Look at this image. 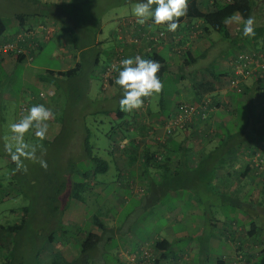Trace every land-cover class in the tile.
Masks as SVG:
<instances>
[{
    "label": "rangeland",
    "instance_id": "rangeland-1",
    "mask_svg": "<svg viewBox=\"0 0 264 264\" xmlns=\"http://www.w3.org/2000/svg\"><path fill=\"white\" fill-rule=\"evenodd\" d=\"M136 3L137 0H0V17L7 25L2 39L16 29V22L18 26V14L26 15L24 27L40 22L39 26L43 28L48 23L47 19L60 20L69 25L67 31H60L63 40L59 38L52 43L55 51L53 48L50 51L45 49L27 64L7 63L3 70L7 72V77L1 81V90L10 91L14 97L3 100L0 112V221H19L24 213L22 208L26 207L27 211L24 227L15 234L6 251L1 252L0 264H52L56 247L75 264H104L103 260L105 264H118L116 251L121 245L129 243L131 235L144 239L155 233L171 235L185 231L186 235H192L195 239L189 241L186 237L177 245L191 243L194 249L205 251L210 258L233 250L241 243L237 235L234 238L232 235L221 237V241L215 239L210 222L215 221L214 217L221 222L217 224V233L222 230L229 213L239 211V206L231 193L212 192L213 189L207 185L212 174V170L205 171L208 170L207 162L203 161L189 176H169L166 177L168 181L164 180L163 183V170L149 168L139 175L132 171L138 169V165L134 164L135 167L125 157L113 159L109 152L117 137L111 138L107 132L117 123L110 121L105 111L109 109L108 103L112 102L109 100L104 104L97 97L104 90L100 74L105 68L106 56L115 52L116 42L109 30L117 29L120 32V21L126 17H133L132 24H135L136 17L131 9ZM72 20L80 33L72 26ZM101 26L104 32L97 34L101 42L95 43L93 35ZM32 31V35L38 39V31L35 28ZM79 34L82 38L77 39ZM74 35L77 40L73 39ZM213 35L218 36L219 33L213 31ZM61 46L65 55L58 52ZM216 46H213L211 54ZM76 50L82 60L81 70L73 77L54 75L52 84L56 89L51 91L48 81L51 74L43 65L55 71L69 63L73 66L72 56L76 55ZM228 50L232 51L233 48L229 47ZM214 58L210 56L209 60ZM206 62V58L203 59V64ZM197 69L195 67L190 72L194 75ZM35 75L38 79L44 76L47 82H35ZM89 85H92L91 90ZM166 85L168 90H173L171 80ZM41 92L45 94L43 99L47 101L48 98L50 103L54 127L48 128L43 140L34 135V128L29 129L24 134V141L35 149L38 158L47 161L48 167H41L38 160L34 162L23 158V166L18 168L8 151L10 146L14 150L17 143L9 126L27 114L30 108L28 97L33 94L39 96ZM24 106L26 109H22ZM85 109L83 115L86 119L82 124L78 120ZM94 109L97 110L95 113L92 112ZM161 120L159 117L157 122ZM84 125L88 128L85 132L80 129ZM245 133L247 136L244 139L250 135H253L251 139L256 136L260 138L264 133V124ZM90 148L94 154L109 161L106 171L93 173L96 163L88 160ZM138 152L143 154L142 150L138 149ZM256 162L261 166L260 158ZM171 175L174 176V173ZM97 181L103 188L96 186ZM81 182L90 184L85 185L84 189L73 186ZM133 186L135 190L131 188ZM248 193L245 195L248 196ZM259 195L260 192L254 193L256 198ZM246 197L244 207L249 215L246 212L245 221L242 219L240 223H247L250 228L249 219H255L260 226L263 219L257 216L259 206L247 202ZM198 198H202V201ZM100 211L101 219L107 225L103 230L104 241L83 252L81 234H86L92 225H96L90 218ZM52 233L56 236L55 244L49 241ZM61 235L67 238L61 239ZM72 239L73 242H70ZM245 242L248 240L245 239ZM259 259L264 264V254ZM128 261V264H135L131 258Z\"/></svg>",
    "mask_w": 264,
    "mask_h": 264
},
{
    "label": "crops",
    "instance_id": "crops-1",
    "mask_svg": "<svg viewBox=\"0 0 264 264\" xmlns=\"http://www.w3.org/2000/svg\"><path fill=\"white\" fill-rule=\"evenodd\" d=\"M199 1H201L204 6H209L215 1L224 2V0ZM250 18L252 20L251 27L254 33L250 36L243 35V27L248 19L244 20L239 13L233 14L226 20L229 30V35L227 37L221 36V34L215 36L211 31H204L203 20L199 18H190L185 15H182L179 18L178 27L174 32L168 31L166 25H156L152 23L150 18L146 20L144 24L137 23V25H134L132 24L134 21L133 17L121 19L120 32H118L117 29L109 30L108 33L111 34L110 36H112L113 40L116 42L115 49L120 46L123 47L122 49H124L127 57L140 55L143 58L149 59L151 55L155 54L162 59V63H164L165 66V70L162 71L160 76L162 79V88L158 93H153L148 96L149 107L144 111L142 110L141 114V107L127 112L122 111L126 114V118L123 119H120L115 112V110L119 108V100L123 94L120 87L114 83V77L117 75L112 77L114 79L110 81V84L103 88L105 69L102 70L100 78L102 79L101 83L104 90L102 89L103 92L98 94L99 96L97 97L101 102L104 101V104L109 100L112 102L108 103L109 105H107V107H109V109L105 110L106 112H109L108 115L110 116V121L118 123V121L123 120V127L129 128L130 130L127 135L124 136H117L118 133H114L113 135L117 136L118 140L120 138L123 142L127 143V147H129L128 150L130 151L132 147L131 145H138L135 147L136 150L139 149L142 151H145L146 149L156 150L161 145V151L164 150V152L169 153V155H171V146L168 147L166 145L167 147H164V144L162 145L163 142L161 141L173 138V144H176V146H185L186 156L191 169L198 166V161H200V164L205 161L207 162V171L214 169L217 170V161L222 159L224 165L221 167V173L218 178L207 185L213 189L212 192L232 193L234 195L233 197L238 202L237 205L239 206V204H241L243 206L241 208L239 206V211L236 213H229L228 217L225 218L226 220H224L222 224V230H219L216 233L217 230L215 228L213 231L215 239L218 241H221V237L227 238L229 235H232L233 238L234 235L239 236L240 238L238 240H240L241 243L238 244L239 246L236 245L233 250H226V252L221 255L210 258L205 251L198 252L197 249L192 248L193 245L191 243H188V245H177L178 242L186 237L189 241H192L191 236L189 234L186 235L185 231L178 233L174 232L171 235L155 233V235L150 237H143L144 239L137 235H131L132 237L129 238V243L121 245L116 251L115 258L118 261V264H128V259L131 257H129L130 254L137 252L140 246L146 248V245H148L149 247L148 242L153 243L155 238L158 237L166 238L172 244L171 249L168 250L167 254L171 256H182L183 253H185L187 264H231L235 262L243 264H262L259 261V258L263 254L261 253L262 248L257 243L258 241L255 243V238H244L243 234L244 232L246 233L247 223H240V220L244 219L245 221L246 218L244 207L245 193H247V191L250 192V187H252L251 189L254 190V192L263 190V187L261 186L260 188V178H257L254 181L251 179L254 184L253 186H250L251 182H247L246 180L240 181L238 179V176L241 175V172L246 167L247 161H252L254 164V161L257 158H260V161L262 159L264 160V134L260 138H257L256 136L253 139L250 138L253 135H250L248 139H244L243 137L241 138L242 135L240 134V132H245L246 130L253 131L254 129H258L259 125L264 124V78L260 65H257L255 67L256 72L243 82V92L241 93L231 89V86L228 85L229 75L221 79L217 84L215 94L221 96L222 100L226 103H224L225 105H220L217 102V105L210 110V116L207 119L208 121L203 122V120H199L197 122L198 124L189 125L183 130L175 131L171 137H167V133H165V124L167 122L166 116L173 112L176 103L180 100H190L194 97V90L191 83L193 74L189 71L194 69L197 63H202L205 58L209 60L210 56H217L215 59L217 61L216 63L224 69L227 74H229L231 59L237 53H240L241 51H253L264 55V0H254L253 14ZM131 19L133 21H130ZM47 21V25H44L45 27L43 28L39 26L40 22L28 26L30 29L35 28L38 31L39 50L35 51L33 60L39 52H42L45 49L50 51V49L53 48L55 51L56 47H54L52 43L59 38L63 40L60 31L65 32L69 29V25L66 22L63 23L60 20L52 19H47ZM17 23L18 22L15 24L16 29L9 33L10 36L20 29L17 26ZM72 26L78 33H80V29L76 26V23L73 20ZM102 32H104V30L101 26V28L98 29L97 34H101ZM78 38H82V36L79 34L77 39ZM217 41L220 43L218 42L217 44ZM94 42H101L98 35H96ZM215 45H217L215 48L216 50L211 54L214 50L213 46ZM229 47L233 48V50L229 51ZM59 51H61V54L65 55L63 52V46L60 47L58 52ZM111 56L112 53L106 57H108L107 59H110ZM72 57L73 66L82 62L80 57L77 56V50L76 55H73ZM100 59L101 55L99 54L98 60ZM29 61L30 60L26 58L24 60H19L17 57L8 54L0 56V112L3 100L14 97V94L10 91L1 90V81L7 77V72L3 71L6 64L18 62V64L23 65L27 64ZM70 64L71 63L58 70L72 68L73 66H70ZM43 68L47 71L55 70L52 67L44 65ZM54 79V74H51L48 79L51 84V91H55L53 88L56 89L55 85L52 84ZM34 80L35 82H47V78L44 76L38 79L35 75ZM170 80L174 85L173 90L167 89L166 84ZM91 88L92 85H89V90H91ZM163 97H167L168 100H164ZM42 98L41 95L37 96L33 94L28 97L27 100L30 102V107L32 105L43 104L45 107L48 108L49 106V109H51L48 98L47 101L46 99L42 100ZM20 111L21 108L19 112ZM85 111L86 109L81 112L79 116L81 119L78 120L82 124H85V121L83 122V120L86 119V116L83 115ZM96 111L97 110L95 109L92 110L93 113ZM161 113L163 114V119L161 122H157L159 118L158 114ZM82 115L84 117H82ZM73 120L76 121V119H72V121ZM46 123L48 124V128L54 127L55 119L52 114ZM240 123H242V126H239ZM80 129L83 132H85L86 129L88 130L85 125L83 129ZM159 132H161V134ZM118 140L116 139L117 142H119ZM123 142H121L122 146L124 145ZM116 151L120 152L121 150L117 148ZM121 154L126 156L129 155L127 150L125 154L121 151ZM171 157L174 158L173 165L174 168H176L178 156L173 153ZM234 170L236 172L232 173ZM132 171L134 173L136 171L139 174L141 169L138 168ZM192 171L193 170L190 172ZM252 171L253 173L255 172V170ZM131 188L135 190V186ZM97 212L92 214L90 220H93L95 215L100 216L102 214L101 211L99 213ZM214 220L215 221L210 222L211 226L216 224L217 219ZM218 223L221 224L220 221ZM243 230L244 232H242ZM90 231L104 233L99 225H92ZM245 239H247L248 242H245ZM70 242H73V239L70 240ZM103 263L105 264V260H103Z\"/></svg>",
    "mask_w": 264,
    "mask_h": 264
},
{
    "label": "trees",
    "instance_id": "trees-1",
    "mask_svg": "<svg viewBox=\"0 0 264 264\" xmlns=\"http://www.w3.org/2000/svg\"><path fill=\"white\" fill-rule=\"evenodd\" d=\"M253 4H254V0H224V2L215 1L209 6H204L201 3V1H199V0H187V7H186V11H185L184 15L188 16L190 18H199V19L203 20L204 31L218 32L219 34H221V36L227 37L229 35V30H228V27L226 24L227 18H229L230 16H232L235 13H239L244 20L249 19L251 17V15L253 14ZM25 17H26L25 14L24 15L23 14L17 15V21H19L18 27L20 29H18V31L15 34H13L11 36L8 35L5 39H2L1 37L7 31V25L4 21V19L0 17V44H1L0 56H2L4 54L5 55L8 54V55L17 57L19 60H24L25 58L28 60L33 59V56H34L36 49L39 48L38 39H36L35 37H32V35H30L29 31L32 29H30L29 27H24ZM134 25H137V23H135ZM25 28H27V29H25ZM97 32H98V29L96 30V32L93 35L94 36L93 41L96 38ZM73 39H75V35H74ZM6 42H11V43L17 42L20 47L24 48V50L22 52L18 53L17 50H13V49H9V48H3L2 46ZM218 42L219 41H217L216 43H218ZM122 48L123 47H121V46L117 47L115 49V52H113L111 58L104 61L105 72L108 70L109 67L114 66L116 63V69L114 72L115 73L114 76L118 75L117 74L118 69L121 66L120 60L122 58L127 57L126 53L124 52V49H122ZM242 53H246V51L245 52L241 51L240 53H237L231 59V66L229 68V70H230L229 74H227V72H225V70L222 69L216 63L217 61L215 59L217 58V56H215V58L212 61L206 59L207 62L204 64H203V62L197 63V65L195 67L198 69L195 72V74L192 75L193 79L191 81L192 88L194 90V97L190 100L178 101L175 105L173 112L169 113L166 116L167 117L166 120L169 121V119L174 118L179 114V112H180L179 106L183 102L186 104H190V105L194 104V102H198L201 104L206 99L210 98V103H209L210 109L204 110L203 108H198V110H196L193 113L191 119L187 120L183 127H177L175 129H173V133L175 131H178V130H183L184 128L188 127L189 125L198 124L197 122L199 120H203V122L208 121L207 119L210 116L211 108L214 107L215 105H217V102L220 105H223L224 103H226L222 100L221 96L215 94L217 84L221 81V79H223V77L229 75L228 85L231 86V89L236 91V89L231 85V82L233 81V76H235L232 63L234 62V60L236 58H238V55L242 54ZM248 53L253 54L254 52L248 51ZM149 59H152V60L157 61L159 63L160 68H159V71L157 72V76L162 81L160 76H161L162 71L165 70V66H164V63H162V59L159 58L158 55H155V54L151 55L149 57ZM81 68H82V62H79L75 66H73L72 68H69L66 70H57V71L48 70V73L58 75V76L72 77V76H75L81 70ZM260 69L262 71L263 78H264V70H262V67ZM191 70H193V69H191ZM255 72H256V70L254 71V73ZM114 78H112V77L109 78L108 83L104 82L103 88H104V86H108L110 84V81H112V79H114ZM246 79L247 78L244 77L243 80L241 81L242 87H243V82ZM242 90L240 91V93L243 92ZM44 96H45V94H44ZM44 96H41V97H44ZM163 99L168 100L167 97H163ZM143 100H144V103L141 106L140 114L142 113V110L144 111L149 107V102H148L149 98L144 97ZM115 112H116V115L120 119L126 118V116H125L126 114L124 112H122L119 108H117L115 110ZM107 113H109V112H107ZM161 114H158V117H161L163 119V114L162 115ZM122 121L123 120L118 121V123L107 132L108 136H110L111 138L112 137L114 138L117 136L127 135V133L130 130H129V128H125L121 125ZM114 133H118L119 135L117 134V136H115V135H113ZM240 134L242 135L241 137H243V138L245 136H247L245 132H240ZM171 136H172V134L167 135V137H171ZM263 138H264V136H263ZM87 139L89 140V137ZM117 140H118V138H117ZM118 141L119 142H117L116 140H113V142H114L112 145L113 148H111L109 150L110 154H112L111 156L113 159H120L121 157H125L126 159L131 161L130 163H133L132 165L136 164L139 166V168L141 169V171L139 172V175H143V172H145L149 168L156 169L158 171L163 170L164 174H163V172H162V174L164 175V178L161 179V181L163 183H164V180L168 181V179L166 177H169V176L174 177V178L176 176H179L182 174H186L189 176V174L191 173L190 171L196 169L200 165V161H198L197 162L198 166L191 169L188 158L186 156L185 146H182V145L176 146V144H173V141H174L173 138L168 139V140L166 139V141H161V142H163L162 145L164 144V147H167V146L170 147L171 146V148H170L171 155H169V153H165L164 150L161 151V145L156 150L146 149L145 151H142L143 154H140L138 152V150H136V148H135L138 145H131L132 147H131V151H130V150H128L129 147H127L128 146L127 143L123 142L120 138ZM121 142H123V144H124L123 146H120ZM86 145L84 144V146H86ZM117 148L119 150H121L124 154L127 150V153L129 155H127V156L122 155L121 151L120 152L116 151ZM173 153L176 154V156H178L176 168H174V165H173L174 164V158L171 157ZM88 154H89L88 160L94 161L96 163V167L92 169L94 174L101 172V171H106L108 169L109 161L107 159L103 158L102 156H98V155L94 154V151L92 152V148H90V150H88ZM223 163H224V161L222 159H219L217 161V168H216L217 170L214 169L211 171L212 174H211V178L207 182L208 184L211 183L216 178H218L219 174L221 173V167H222ZM261 163L262 164L260 166L256 162V160L254 161V164L252 161H247L246 167L241 172V175L238 176V179L240 181L246 180L247 182H251L250 186L254 185L252 183V180L254 181L257 178H260L259 183H262L263 190L259 191L261 196L259 195L260 197L257 196V198L254 197L255 192H254V190L251 189L252 187H250V192L248 193V196L246 195L247 196L246 200H247V202H250L251 204H255V205L259 206L258 211H257L258 212L257 216L259 215L261 217V219H263V221H261V225L259 226L254 221L255 219H249V223L251 224V227L250 228L247 227L246 233L244 232L243 236H244V238H255L254 239L255 243H256V241H258L257 243L262 248L261 253L264 254V208L262 210H260L261 207H264V160L263 159L261 160ZM252 170H255V172L253 173ZM205 171L207 172V170H205ZM87 172H90V171L87 170ZM235 172H236L235 170L232 171V173H235ZM171 173H174V176L171 175ZM85 176H87V174H85ZM87 184L89 185L90 183L81 182V183H78L77 185L74 184L73 186L74 187H81L84 189L86 187L85 185H87ZM95 184H96V186L102 187V185L99 181H97ZM209 193H211V192H209ZM218 193H227V192H218ZM262 193H263V195H262ZM232 196H234V195L232 194ZM232 198L237 202V200L234 197H232ZM198 199L202 201V198H198ZM237 204H238V202H237ZM239 206H240V208L243 207L240 204H239ZM22 210L24 211V213H22L21 219L19 221L6 222V223L0 221V256H1V252L6 251L5 249L10 246V243H11L12 239L14 238L15 234L17 232H19L25 225V219H26L25 213L27 211V208L23 207ZM245 211L247 212L246 208H245ZM248 215H249V213H248ZM214 219H217V218H214ZM93 221H94L93 222L94 224L99 225L103 230H106V225L102 221L101 216L95 215L93 218ZM218 222L219 221L217 220L216 224L212 225L213 231L215 228H217ZM58 236H60V235H58ZM81 236H83L82 237L83 238L82 239V251L83 252L89 251V250L97 247L100 243H102L104 241L103 233H97V232L89 231L86 234L82 233ZM190 236H191L192 240L195 239V238H193L192 235H190ZM66 238H67L66 236L61 235V239H66ZM49 241L51 243L55 244L56 236H54V233H52L49 236ZM148 244H149V247L147 249L149 250L150 253H152L155 256L157 263L165 264L167 262H170V264H174V263L187 264L185 253H183L182 256H171V255L167 254L168 250L171 249L172 244L166 238L158 237V238H155L153 243L148 242ZM141 245H144V244H141ZM192 248H193V246H192ZM142 249H143V247L140 246L138 251L135 253H132V254L140 255L143 252ZM164 250H165V252H164ZM61 252H62V250L60 248H57V247L54 248L52 264H75L74 261H70L71 258H67ZM263 254H262V256H263Z\"/></svg>",
    "mask_w": 264,
    "mask_h": 264
},
{
    "label": "clouds",
    "instance_id": "clouds-1",
    "mask_svg": "<svg viewBox=\"0 0 264 264\" xmlns=\"http://www.w3.org/2000/svg\"><path fill=\"white\" fill-rule=\"evenodd\" d=\"M186 7L187 0H137L131 12L136 17L138 24H144L150 18L152 23L166 25L168 31L174 32ZM251 24L252 20L249 18L243 27L244 36L254 34ZM120 65L114 83L120 87L123 93L119 100L121 111L127 112L140 108L144 103V97L161 90L162 82L157 76L160 65L157 61L136 55L135 57L122 58ZM50 115V109L43 104L32 105L27 110V114L18 122L10 124L13 139L17 143L14 150L10 146L8 151L18 168L23 166V158L34 162L38 160L41 167L45 169L48 167L47 161L38 158L35 149L30 148L24 141V134L34 128V135L43 140L47 134L48 124L46 121L49 120Z\"/></svg>",
    "mask_w": 264,
    "mask_h": 264
},
{
    "label": "built area",
    "instance_id": "built-area-1",
    "mask_svg": "<svg viewBox=\"0 0 264 264\" xmlns=\"http://www.w3.org/2000/svg\"><path fill=\"white\" fill-rule=\"evenodd\" d=\"M132 21V19L130 20ZM137 23V22H136ZM30 35L33 34V31H29ZM32 37H34L32 35ZM3 48H9L13 50H17L18 53L22 52L24 48L20 47L19 44L16 42H6L2 46ZM0 51H1V44H0ZM264 55L259 53H253L249 54L248 52L242 53L238 55V58L234 60L232 63V66L234 68V75L233 81L231 82V85L236 89L237 92H240L242 90L241 81L244 77L248 78L250 77L254 71L256 70L255 67L257 65H260L262 67V70H264ZM118 63V62H117ZM115 69H116V63L114 66L109 67L108 70L105 72V81L108 83V79L113 77L115 75ZM41 96H44V93H40ZM210 98L206 99L203 103L194 102V104H186L182 103L179 106V114L169 119V121L165 124V131L168 134H173V129L177 127H183L185 125V122L187 120H190L193 113L198 110V108H203L204 110L210 109ZM23 109H26L24 106ZM262 164V163H261ZM143 252L138 254L131 255V261L135 262V264H163V263H157L155 256L149 252L147 248L142 249ZM165 264H170V262H167ZM174 264H180V263H174Z\"/></svg>",
    "mask_w": 264,
    "mask_h": 264
}]
</instances>
